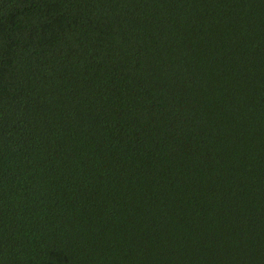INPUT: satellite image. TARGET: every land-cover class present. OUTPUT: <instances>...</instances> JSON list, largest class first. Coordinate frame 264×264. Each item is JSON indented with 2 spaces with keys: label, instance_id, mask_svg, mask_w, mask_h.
<instances>
[{
  "label": "trees",
  "instance_id": "16d2710c",
  "mask_svg": "<svg viewBox=\"0 0 264 264\" xmlns=\"http://www.w3.org/2000/svg\"><path fill=\"white\" fill-rule=\"evenodd\" d=\"M0 264H264V0H0Z\"/></svg>",
  "mask_w": 264,
  "mask_h": 264
}]
</instances>
